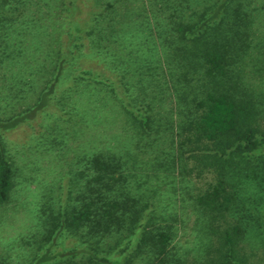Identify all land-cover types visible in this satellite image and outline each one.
I'll return each instance as SVG.
<instances>
[{
    "label": "trees",
    "instance_id": "obj_1",
    "mask_svg": "<svg viewBox=\"0 0 264 264\" xmlns=\"http://www.w3.org/2000/svg\"><path fill=\"white\" fill-rule=\"evenodd\" d=\"M31 1L0 0V64L22 51L11 41L15 26L27 30L34 22ZM43 1L63 23L48 44L52 66L34 101L0 116V209L26 181L16 177L4 135L82 84L115 101L138 141L162 134L167 148L151 157L152 177L209 175L204 189L188 193L205 241L188 259L176 242V212L153 198L147 173L128 167L129 149L98 150L32 195L36 228L20 238L16 264H248L239 246L245 217L234 208L242 209L243 182L264 184V99L243 70L253 45V1ZM84 89L80 105L91 102ZM71 105L78 110L73 97Z\"/></svg>",
    "mask_w": 264,
    "mask_h": 264
},
{
    "label": "rangeland",
    "instance_id": "obj_2",
    "mask_svg": "<svg viewBox=\"0 0 264 264\" xmlns=\"http://www.w3.org/2000/svg\"><path fill=\"white\" fill-rule=\"evenodd\" d=\"M34 1H31L32 5H27V9L34 11V22L29 23L27 30L15 26L11 41L13 46L20 44L22 51L16 61L9 59L0 64V116L30 105L43 87L52 66V61L47 59L50 52L48 44L55 39V29L60 28L63 18L61 15L56 17L48 6H44L43 0ZM130 1L132 5H137L141 0ZM252 1L251 6L255 8L251 27L253 45L251 55L244 59L243 70L248 86L264 99V0ZM142 34H145L144 31ZM253 63H262L260 66L263 68L253 71ZM83 89L82 84H74L71 98L65 97L57 105L55 102L28 123L4 135L18 170L16 177L21 181L25 178L26 181L20 187L16 184L11 202L0 209V260H6L9 264L22 260L19 245L24 243L19 240L29 236L36 228L31 200L34 193L41 192V184L51 183L72 167L75 168L77 158L85 153L98 150L123 153L126 148L130 156L128 167L135 168L138 174L144 172L149 175L148 184L155 190L153 198L162 209L176 212L178 246L188 250V259L195 258L204 245L205 237L199 232L201 217L188 193L204 189L210 181L209 175L195 177L192 174L183 180L173 173L168 177H152L154 167L153 163L151 167V157L158 150L167 148L164 137L160 138L162 134L160 137L146 136L138 141L132 137L128 123L125 124L118 113L115 101L105 96L98 87L85 88L84 94H91V102L85 101L80 105L77 93H83ZM57 97L55 95L53 101ZM72 97L74 105L78 102V110L72 109ZM149 138L155 140L148 143ZM133 142H136V147ZM156 173L162 175L160 170ZM239 197L242 201L238 205L242 209L234 210H240L237 215L245 217L242 222L246 223L243 224L246 231L239 245L240 251L248 264H264V184L258 186L254 181L243 182ZM21 250L26 252L27 246Z\"/></svg>",
    "mask_w": 264,
    "mask_h": 264
}]
</instances>
